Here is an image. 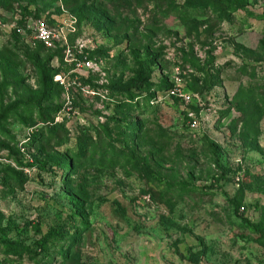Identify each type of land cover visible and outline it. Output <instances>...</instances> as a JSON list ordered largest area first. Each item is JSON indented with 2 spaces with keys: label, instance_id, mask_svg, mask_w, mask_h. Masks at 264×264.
<instances>
[{
  "label": "rangeland",
  "instance_id": "1",
  "mask_svg": "<svg viewBox=\"0 0 264 264\" xmlns=\"http://www.w3.org/2000/svg\"><path fill=\"white\" fill-rule=\"evenodd\" d=\"M95 50L38 101L34 58ZM32 224L81 231L46 257ZM0 264H264V0H0Z\"/></svg>",
  "mask_w": 264,
  "mask_h": 264
},
{
  "label": "trees",
  "instance_id": "2",
  "mask_svg": "<svg viewBox=\"0 0 264 264\" xmlns=\"http://www.w3.org/2000/svg\"><path fill=\"white\" fill-rule=\"evenodd\" d=\"M24 17V15L22 16ZM25 19V18H24ZM19 27H23L26 25V20H22V18L19 21ZM15 28L14 30V35L17 38H20L21 35L17 32V29ZM24 41L25 39V35L21 37ZM24 38V39H23ZM36 44L38 46L44 47L45 45L40 43V42H36ZM27 45L30 46V43H28ZM45 48V47H44ZM104 53L103 50H95L90 52L88 58L93 60L95 59L96 55L102 54ZM35 62V67L38 69L39 72V76H40V86H41V92H40V96L38 101H47L50 100L51 97L54 95V90H56V87L59 85L58 82L54 81L55 76L57 75H68L70 74L74 69H75V63H71L69 65L66 66H61L59 68H53L50 66H47L46 64H42L38 59L34 58L33 59ZM153 75H154V71L149 69V71H145L143 68H140L136 71V76L134 78V80L131 83V89L133 90H137L138 92H141V90H147L148 94L146 96H144L145 100L147 101V103L151 104V101L155 100V93L153 94L152 91L153 89L156 87L155 84L153 83ZM75 76V74H73V77ZM85 82L90 83L91 81L86 80ZM172 86L167 88V91L169 89H171ZM162 90V89H161ZM160 91V90H158ZM155 92V91H153ZM140 98V97H138ZM60 110L59 108H51V107H46L44 108V111H48V112H56ZM77 154H81L83 155V151L80 149ZM39 165H41L42 167H45L46 163H40ZM64 170L67 169V167L63 168ZM238 215V212H237ZM247 223V221H246ZM32 229L34 230V232L39 236V239L36 241L35 243V250L32 251V248L30 246H28L26 248L27 251H29L30 253H34V255H39L42 253V255L49 257L51 255L50 253V248L53 246H56L59 243H62L65 238L67 236H71V241L70 243L77 237V232L81 231V228H76L74 230V232H66L65 228L63 226H57V227H53L50 230H48L46 233H43L39 227V225H34L32 224ZM252 227L254 228V230H256L257 232H259L260 230V226L258 225H252ZM75 236V238H74ZM6 243L12 247L13 252L18 255L19 251L17 247H15V244H13L10 241H6ZM22 250L24 251V246L21 247Z\"/></svg>",
  "mask_w": 264,
  "mask_h": 264
},
{
  "label": "built area",
  "instance_id": "3",
  "mask_svg": "<svg viewBox=\"0 0 264 264\" xmlns=\"http://www.w3.org/2000/svg\"><path fill=\"white\" fill-rule=\"evenodd\" d=\"M17 32L22 35H27V32H31L35 42H40L48 48L54 47L56 41H58L60 38L55 28H52L50 24L42 19H38L32 23L28 22L25 27H19ZM72 63H75V69L71 72L73 74L77 73V70L79 69L88 70L93 67V62L88 58V56H83V58L80 60H72ZM57 81H60L63 85L65 84V81L61 75L57 76ZM179 86L180 85L178 84L169 91L171 95L181 98L186 103L191 102L192 96L186 92L182 93V90L179 88Z\"/></svg>",
  "mask_w": 264,
  "mask_h": 264
}]
</instances>
